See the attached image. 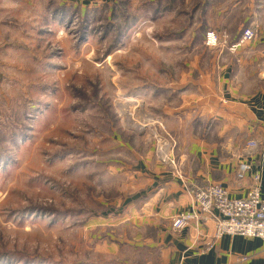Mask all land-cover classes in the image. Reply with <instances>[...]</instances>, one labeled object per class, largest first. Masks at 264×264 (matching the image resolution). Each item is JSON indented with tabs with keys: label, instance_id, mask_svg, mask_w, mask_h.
Masks as SVG:
<instances>
[{
	"label": "rangeland",
	"instance_id": "374dc122",
	"mask_svg": "<svg viewBox=\"0 0 264 264\" xmlns=\"http://www.w3.org/2000/svg\"><path fill=\"white\" fill-rule=\"evenodd\" d=\"M212 19L209 0H0V264L145 257L128 213L183 178L157 148L180 164L167 105L196 54L209 72Z\"/></svg>",
	"mask_w": 264,
	"mask_h": 264
},
{
	"label": "crops",
	"instance_id": "0c3cea01",
	"mask_svg": "<svg viewBox=\"0 0 264 264\" xmlns=\"http://www.w3.org/2000/svg\"><path fill=\"white\" fill-rule=\"evenodd\" d=\"M209 9L214 18L209 31L218 36L215 47L205 46L209 72L201 67L204 52L196 54L194 80L180 88L188 95L180 93L175 108L167 105L168 121L181 123L183 148L177 160L183 178L166 176L157 164L163 176L155 180H168L128 213L143 232L137 247L145 257L138 264H264V240L223 236L213 243L216 213L201 215L197 228H171L173 217L193 207L185 187L219 185L231 199H244L257 173L264 202V0H209ZM245 30L255 38L240 43ZM171 96L164 98L170 101ZM249 141L257 143L253 152L246 149ZM242 162L252 170L239 181L236 171Z\"/></svg>",
	"mask_w": 264,
	"mask_h": 264
},
{
	"label": "built area",
	"instance_id": "2783aa9c",
	"mask_svg": "<svg viewBox=\"0 0 264 264\" xmlns=\"http://www.w3.org/2000/svg\"><path fill=\"white\" fill-rule=\"evenodd\" d=\"M255 34L251 30L242 33L240 43L251 41ZM225 43V42H224ZM218 44V36L211 32L206 35V45L215 47ZM232 46L231 50H235ZM257 147L255 141H249L246 149L253 152ZM157 152L166 156V164L180 176L181 165L175 163L172 154L159 147ZM252 170L251 164L242 162L238 165L236 177L243 181ZM252 186L244 199H231L228 193L219 185L189 186L187 192L193 199V207L189 212L177 215L171 220V228L174 232H180L187 227H198L201 215L216 213L212 218L214 223L213 243L223 236H241L248 239L264 240V202L260 196V176L255 173L251 177ZM212 243V246H213ZM211 247V246H210Z\"/></svg>",
	"mask_w": 264,
	"mask_h": 264
},
{
	"label": "bare ground",
	"instance_id": "6f19581e",
	"mask_svg": "<svg viewBox=\"0 0 264 264\" xmlns=\"http://www.w3.org/2000/svg\"><path fill=\"white\" fill-rule=\"evenodd\" d=\"M130 101V100H129Z\"/></svg>",
	"mask_w": 264,
	"mask_h": 264
}]
</instances>
